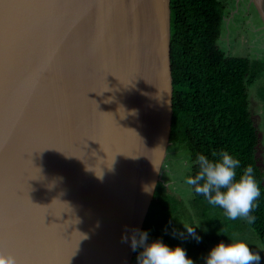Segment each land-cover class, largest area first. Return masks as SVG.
Listing matches in <instances>:
<instances>
[{"label":"water","instance_id":"water-1","mask_svg":"<svg viewBox=\"0 0 264 264\" xmlns=\"http://www.w3.org/2000/svg\"><path fill=\"white\" fill-rule=\"evenodd\" d=\"M170 10L0 0V252L17 264H132L122 236L170 145Z\"/></svg>","mask_w":264,"mask_h":264},{"label":"trees","instance_id":"trees-1","mask_svg":"<svg viewBox=\"0 0 264 264\" xmlns=\"http://www.w3.org/2000/svg\"><path fill=\"white\" fill-rule=\"evenodd\" d=\"M170 9L173 82L170 144L188 151L189 175L197 170L195 157L199 153L211 157L212 153L227 150L242 165L253 164L261 188L252 211L254 223L223 216L230 229L238 232L252 229L264 247V171L255 157L258 136L247 92L262 66L252 64L246 57L229 55L219 46L226 11L222 0H170ZM259 93L264 103V86ZM162 186L159 182L144 222L143 229L149 232L150 239L162 238L168 218L178 212L176 199ZM192 194L194 202L208 205L202 196L193 191ZM138 251L132 264H136Z\"/></svg>","mask_w":264,"mask_h":264},{"label":"rangeland","instance_id":"rangeland-1","mask_svg":"<svg viewBox=\"0 0 264 264\" xmlns=\"http://www.w3.org/2000/svg\"><path fill=\"white\" fill-rule=\"evenodd\" d=\"M222 1L226 11L219 46L229 55L246 57L252 64L262 66L258 78L248 85L247 92L251 119L258 136L255 157L264 171V103L259 93L260 87L264 86V0ZM189 168L188 151L170 144L160 182L164 191L176 199L178 212L168 218V225L163 229L166 234L161 239L170 246H185L187 255L196 264H204V256L209 248L217 241H226L227 237L238 234L247 242L250 250L261 256L259 264H264V247L252 229L240 232L230 229L229 223L217 207L193 201L191 186L184 182L189 175ZM183 224L197 227V234L202 237L199 243L188 237L187 233L184 237L172 235L173 230L184 231Z\"/></svg>","mask_w":264,"mask_h":264},{"label":"clouds","instance_id":"clouds-1","mask_svg":"<svg viewBox=\"0 0 264 264\" xmlns=\"http://www.w3.org/2000/svg\"><path fill=\"white\" fill-rule=\"evenodd\" d=\"M197 170L185 177L195 194L202 196L208 205L218 207L228 220H246L254 223L252 214L256 200L261 196V188L251 163L243 164L227 150L212 153L211 157L199 153L195 157ZM102 179L101 175H97ZM155 182L142 184V191L150 194ZM184 231L173 230V236L188 237L199 243L202 237L196 226L183 224ZM133 252H137L136 264H196L179 244L170 246L161 238H149V232L133 228L130 235L122 236ZM261 256L250 250L247 242L238 234L217 241L204 256V264H259ZM0 264H17L12 254L0 252Z\"/></svg>","mask_w":264,"mask_h":264},{"label":"crops","instance_id":"crops-1","mask_svg":"<svg viewBox=\"0 0 264 264\" xmlns=\"http://www.w3.org/2000/svg\"><path fill=\"white\" fill-rule=\"evenodd\" d=\"M182 247H184L185 248V246H182ZM186 250H187V248H185Z\"/></svg>","mask_w":264,"mask_h":264},{"label":"flooded vegetation","instance_id":"flooded-vegetation-1","mask_svg":"<svg viewBox=\"0 0 264 264\" xmlns=\"http://www.w3.org/2000/svg\"><path fill=\"white\" fill-rule=\"evenodd\" d=\"M137 257V256H136Z\"/></svg>","mask_w":264,"mask_h":264}]
</instances>
